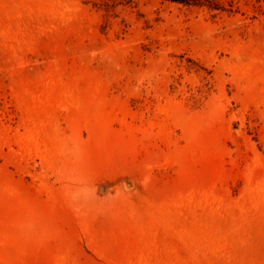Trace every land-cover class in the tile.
I'll use <instances>...</instances> for the list:
<instances>
[{"label":"rangeland","instance_id":"1","mask_svg":"<svg viewBox=\"0 0 264 264\" xmlns=\"http://www.w3.org/2000/svg\"><path fill=\"white\" fill-rule=\"evenodd\" d=\"M0 0V264H264V0Z\"/></svg>","mask_w":264,"mask_h":264},{"label":"trees","instance_id":"2","mask_svg":"<svg viewBox=\"0 0 264 264\" xmlns=\"http://www.w3.org/2000/svg\"><path fill=\"white\" fill-rule=\"evenodd\" d=\"M177 1L184 2V3H191L189 0H177Z\"/></svg>","mask_w":264,"mask_h":264}]
</instances>
